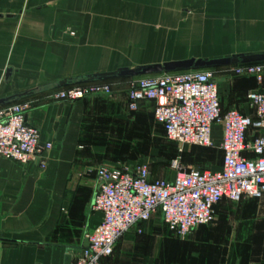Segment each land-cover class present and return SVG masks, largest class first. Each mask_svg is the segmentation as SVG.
I'll list each match as a JSON object with an SVG mask.
<instances>
[{
	"label": "crops",
	"instance_id": "0c3cea01",
	"mask_svg": "<svg viewBox=\"0 0 264 264\" xmlns=\"http://www.w3.org/2000/svg\"><path fill=\"white\" fill-rule=\"evenodd\" d=\"M263 53L264 0H0V106L30 102L28 122L42 142L53 143L45 167L0 156V264H74L101 223L102 213L91 207L102 161L98 121L111 119L107 125L122 131L155 120L152 101L129 108L135 77L120 70ZM234 66L216 68L233 74ZM92 84H109L114 93L55 98ZM220 90L223 112L250 113L247 93L264 91V80L236 75ZM215 130L219 144L221 127ZM140 227L126 232L103 263L264 264V196L224 199L216 219L186 238L170 231L161 212Z\"/></svg>",
	"mask_w": 264,
	"mask_h": 264
},
{
	"label": "built area",
	"instance_id": "2783aa9c",
	"mask_svg": "<svg viewBox=\"0 0 264 264\" xmlns=\"http://www.w3.org/2000/svg\"><path fill=\"white\" fill-rule=\"evenodd\" d=\"M237 76L264 80V62L238 64ZM113 86L92 84L64 89L55 98L75 102L95 95H112ZM129 108L154 102L157 123L165 135L184 146H215V125L221 127V169L187 167L175 160L171 179L151 178L149 165L117 163L96 168L97 187L92 210L101 223L86 235L89 244L74 264H104L117 241L129 230L161 212L171 232L188 237L199 225L216 219L224 199L240 202L264 196V91L250 90V113L237 108L223 112L220 82L212 69L185 70L133 78L128 89ZM30 102L0 106V156L22 164L46 166L45 153L53 143L42 142L40 130L27 120Z\"/></svg>",
	"mask_w": 264,
	"mask_h": 264
},
{
	"label": "rangeland",
	"instance_id": "374dc122",
	"mask_svg": "<svg viewBox=\"0 0 264 264\" xmlns=\"http://www.w3.org/2000/svg\"><path fill=\"white\" fill-rule=\"evenodd\" d=\"M214 71L220 84L236 77L230 68H215ZM105 112L110 113L108 110ZM98 122V129L101 131L98 139L102 142V148L98 150L102 161L98 166L111 163L146 162L151 171V178L171 179L176 174L173 165L175 160L184 166L199 169H214L221 164L220 143L216 142L215 146L207 148L192 146L189 150H185L188 146H184L181 150L177 142L167 138L164 131L156 127L155 120L151 117L139 120L132 127L127 125L122 131L111 129L107 125L112 122L111 119L110 122L107 119H101ZM229 201L233 204L242 202Z\"/></svg>",
	"mask_w": 264,
	"mask_h": 264
},
{
	"label": "water",
	"instance_id": "95a60500",
	"mask_svg": "<svg viewBox=\"0 0 264 264\" xmlns=\"http://www.w3.org/2000/svg\"><path fill=\"white\" fill-rule=\"evenodd\" d=\"M264 62V53L260 55H234L232 57L218 59L189 58L177 61H168L136 67L132 69H122L119 71L121 77H139L151 74H160L168 72H179L185 70L213 69L220 66L238 65L240 63ZM88 239L85 245L88 246Z\"/></svg>",
	"mask_w": 264,
	"mask_h": 264
},
{
	"label": "trees",
	"instance_id": "16d2710c",
	"mask_svg": "<svg viewBox=\"0 0 264 264\" xmlns=\"http://www.w3.org/2000/svg\"><path fill=\"white\" fill-rule=\"evenodd\" d=\"M198 147H199V146H198ZM222 201H223V200H222ZM222 201H221V202H222ZM221 202H220V203H221ZM216 207H217V206H216Z\"/></svg>",
	"mask_w": 264,
	"mask_h": 264
}]
</instances>
